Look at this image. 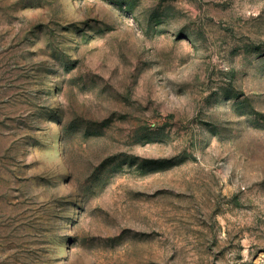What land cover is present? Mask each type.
<instances>
[{
  "label": "rangeland",
  "instance_id": "1",
  "mask_svg": "<svg viewBox=\"0 0 264 264\" xmlns=\"http://www.w3.org/2000/svg\"><path fill=\"white\" fill-rule=\"evenodd\" d=\"M0 264H264V0H0Z\"/></svg>",
  "mask_w": 264,
  "mask_h": 264
}]
</instances>
